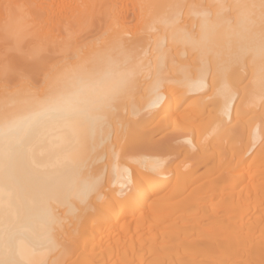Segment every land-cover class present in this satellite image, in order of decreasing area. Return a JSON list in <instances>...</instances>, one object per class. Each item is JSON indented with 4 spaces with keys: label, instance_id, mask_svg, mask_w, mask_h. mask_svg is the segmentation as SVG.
I'll use <instances>...</instances> for the list:
<instances>
[{
    "label": "bare ground",
    "instance_id": "1",
    "mask_svg": "<svg viewBox=\"0 0 264 264\" xmlns=\"http://www.w3.org/2000/svg\"><path fill=\"white\" fill-rule=\"evenodd\" d=\"M0 39L41 64L0 87V264H264V0H0Z\"/></svg>",
    "mask_w": 264,
    "mask_h": 264
},
{
    "label": "rangeland",
    "instance_id": "2",
    "mask_svg": "<svg viewBox=\"0 0 264 264\" xmlns=\"http://www.w3.org/2000/svg\"><path fill=\"white\" fill-rule=\"evenodd\" d=\"M94 26L96 27V24H94L93 27H94ZM95 27H94V28H95ZM94 28L91 27V29H89V31L87 32L86 35L91 34V33H89V32L92 31ZM85 31H86V30H85ZM85 31H84V32H85ZM76 32H79V30H77ZM81 32H83V31H81ZM85 33H86V32H85ZM81 34H82V33H81ZM81 34H80V33H77L76 36H77V35H81ZM64 37H66V36H64ZM1 40H3V39H0V43L2 42V43H1L2 46H1V44H0V49H3V48L5 47L6 51H5V49H3V51H5V53H4V52H2V51L0 50V52H2V54L0 53V54H1V55H0V59L2 60V57L6 54V55L3 57V58H4L3 61L6 60V59H5L6 56H11V58L8 57L9 59H11V61L9 60L10 62H8L9 64L7 65V67H8L9 69H6V68H7V67L5 66V64H7L6 61H5L4 66H3V61L1 62L2 64L0 63V64L2 65V67H3V68H2V67L0 66V67H1V68H0L1 71H2V69H3V70H4V69L7 70L6 72H5V71H2V72H4V73H1V71H0V87H1V85L4 87V85L7 83L6 85L8 86V88H7L6 86H5L4 88L9 89V87H11L10 89H15V88L18 87V84H19L20 82H23V83H24V81H25L26 83H28L29 81H31V82H32V81H40L39 78H41V74H40L39 71H36V68H37V67L40 68V65H41V64H40L39 66L36 67V65L39 64V63H38L39 61L37 62V64H36V63H32V62H33V58H32V57L29 56V57L32 59V62H30V61H31L30 58H27V59H26V58L24 57V55L26 56V52H27V49H25L26 47H25V48L22 47V48L25 49L26 51L23 50V49L21 50V48L17 49V50H19V51H18L19 53H20L21 51L24 52L23 55H22L24 60H22V58H17V57H16L17 55H16L15 53L17 52V50L14 49L16 52L14 51L15 53H13V52H12V51H13V48H11V51H10V47H11V46L9 45V43H8V42H7V43H3L4 40H3V41H1ZM33 43H34V41H33ZM7 44H8V45H7ZM9 46H10V47H9ZM12 46H13V45H12ZM1 47H3V48H1ZM44 51H45V50H44ZM62 51H63L64 53H62ZM68 51H69V50H60V51H57V53L55 52L54 54H53V53H52V54L49 53L50 51H49V52L47 51V53H46V51H45V54H44V55H47V56H48L49 54H51V55H53V56H55V57H56V56L59 57V56H61V55L63 56L65 53H66L65 55H69L70 52H68ZM58 52H60V53H58ZM3 53H4V55H3ZM19 53H18V56H19ZM21 53H22V52H21ZM21 53H20V55H21ZM43 53H44V52H43ZM27 54H28V52H27ZM1 56H2V57H1ZM12 57H13L14 59H13ZM44 57H45V56H44ZM6 58H7V57H6ZM8 58H7V59H8ZM17 59H18L19 62L17 61ZM25 59H26V60H25ZM28 59H29V61H28ZM46 59H47V57H46ZM20 60H21V61H25V62L27 63V66H25L26 63L22 64L23 62L21 63ZM7 61H8V60H7ZM12 61H13V62H12ZM27 61L30 62V63H32V64H36V65L33 66L35 69L32 67V65H29ZM35 61H37V60L35 59ZM11 62H12V64H14V65H12ZM19 63H20V64H19ZM10 65H11V66H15V67L18 68V69H13L14 67H12V69H11V68L9 67ZM28 66H29V67H28ZM5 67H6V68H5ZM19 68H20V69H19ZM30 68H31V69H34L35 71H33V70L31 71ZM10 69H11L12 72L10 71ZM13 70H14V71H13ZM19 70H20V72H19ZM21 70H22V71H21ZM39 70H40V69H39ZM8 71H9V72H8ZM15 71L17 72V76H18V77L16 76V72H15ZM24 72H28V73H25V74H27V75H23ZM37 72H38V74H37ZM12 73L15 74V75H13ZM22 73H23V74H22ZM21 74H22V75H21ZM39 75H40V76H39ZM1 76H2V77H1ZM13 77H14V78H13ZM16 77H17V78H16ZM20 77H21V79H20ZM22 77H23V78H22ZM27 77H29L30 79L27 78ZM17 79H18L19 82L17 81ZM23 79H25V80L23 81ZM21 80H22V81H21ZM26 80H27V81H26ZM3 81H4V82H3ZM15 81H16V82H15ZM1 82H2V83H1ZM13 82H14V83H13ZM3 83H5V84H3ZM23 83H22V84H23ZM9 84H10V85H9ZM14 84H16V85H14ZM20 84H21V83H20ZM20 84H19V85H20ZM3 87H1V88H3Z\"/></svg>",
    "mask_w": 264,
    "mask_h": 264
},
{
    "label": "snow or ice",
    "instance_id": "3",
    "mask_svg": "<svg viewBox=\"0 0 264 264\" xmlns=\"http://www.w3.org/2000/svg\"><path fill=\"white\" fill-rule=\"evenodd\" d=\"M153 106H154V107H158V106H159V101L157 100V102H155V103L153 104Z\"/></svg>",
    "mask_w": 264,
    "mask_h": 264
}]
</instances>
